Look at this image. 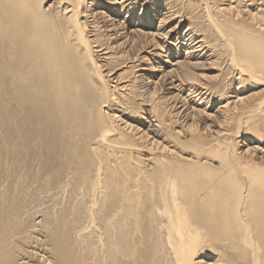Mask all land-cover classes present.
<instances>
[{
	"label": "bare ground",
	"instance_id": "bare-ground-1",
	"mask_svg": "<svg viewBox=\"0 0 264 264\" xmlns=\"http://www.w3.org/2000/svg\"><path fill=\"white\" fill-rule=\"evenodd\" d=\"M0 264H264V0H0Z\"/></svg>",
	"mask_w": 264,
	"mask_h": 264
}]
</instances>
